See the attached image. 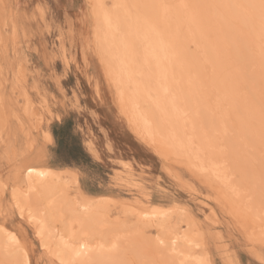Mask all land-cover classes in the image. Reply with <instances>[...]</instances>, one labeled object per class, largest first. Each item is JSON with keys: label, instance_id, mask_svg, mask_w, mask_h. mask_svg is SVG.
<instances>
[{"label": "rangeland", "instance_id": "1", "mask_svg": "<svg viewBox=\"0 0 264 264\" xmlns=\"http://www.w3.org/2000/svg\"><path fill=\"white\" fill-rule=\"evenodd\" d=\"M92 2L0 0V233L1 225L12 230L31 264H62L53 248L43 245L27 211L23 210V216L19 208L25 198L20 194L26 188V166L48 164L60 170L58 176L63 174L58 177L56 201L74 210L88 198L91 208L102 213L106 224L97 226L99 231L94 229L99 236L87 234L84 238L105 244V255H111L104 257L107 261L192 264L195 256L200 264H260L264 248L260 221L244 217L229 201L232 196L248 210L247 196H236L228 185L200 171L199 158L189 157L190 161L187 155L178 157L153 144L137 133L123 112L117 86L108 78L97 51V19L89 8ZM5 4L10 6L7 25ZM189 46V52L202 58L195 43ZM142 106L153 111L152 103L142 101ZM45 133L52 138L50 143ZM131 174L137 177V187ZM137 197L146 199L145 207L154 216L137 214L141 216L137 219ZM36 202H32L36 210L43 208L42 202ZM251 206L258 212V191ZM60 208L64 210L62 205ZM70 209H66L65 219L81 214L74 210L78 213L72 215ZM160 211H167L163 213L166 217L157 218L155 213ZM148 216L151 221L168 220V229L160 221L150 223ZM55 224L60 229L61 223ZM173 233H188L194 240L187 249L193 256L184 262L169 249L168 237ZM3 243L1 240L0 260L10 259L7 253L14 246ZM114 245L118 250L111 248Z\"/></svg>", "mask_w": 264, "mask_h": 264}, {"label": "snow or ice", "instance_id": "2", "mask_svg": "<svg viewBox=\"0 0 264 264\" xmlns=\"http://www.w3.org/2000/svg\"><path fill=\"white\" fill-rule=\"evenodd\" d=\"M9 7L4 5L6 25ZM89 8L103 16L112 40L118 39L123 51L121 78L114 81L118 90L125 77L129 87L141 86L138 46L144 59L150 56L158 65L164 62L162 76L170 84L165 88L162 117L183 105L184 115L191 118L190 131L184 128L169 146L178 157L196 154L213 160L230 190L247 196L249 213L255 212L253 194L259 192V210L253 219L260 221L264 244V0H116L110 4L95 0ZM191 42L203 53L194 63L187 56ZM97 51L112 79L113 61L119 56L102 50L99 41ZM51 139L45 133V140ZM113 250H118L115 245ZM0 264L20 261L4 259ZM106 264L129 262L113 259ZM260 264H264V248Z\"/></svg>", "mask_w": 264, "mask_h": 264}, {"label": "bare ground", "instance_id": "3", "mask_svg": "<svg viewBox=\"0 0 264 264\" xmlns=\"http://www.w3.org/2000/svg\"><path fill=\"white\" fill-rule=\"evenodd\" d=\"M89 1H91V2L93 1L92 3L95 2V0H89ZM103 2L106 3L107 1L103 0ZM113 2H116V0H113ZM170 2H177V0H170ZM93 16H94V18L96 16V19H97V21H96L97 22V24H96V27H97L96 38H97V42L99 41V43L101 45V49L102 50L110 49L111 53L117 54L119 56L118 59L113 61L114 76L112 79H110L117 86V83L114 81L121 78L122 61L124 60L123 51L120 48L119 40L118 39L116 41L112 40L111 32L108 29V26L105 23L103 16L97 15L96 13ZM189 39H191V38H189ZM191 43H195V42H191ZM138 49L141 53V62H142V66L140 68L141 75L138 77V79L142 81L141 86L139 88H136L135 86L129 87V85L126 82V77H125L124 78L125 82L122 84V86L120 87L119 90L117 87L118 98H119V102H120L119 105H121L123 112H125L128 115L129 120L133 124L137 133L139 132L144 137L149 138L150 141H152V142H153V140H155V143H158L159 147L161 146L165 152L167 151V152H170L172 154L177 155L176 150L173 149L172 147H170L169 145H172L173 143H175V141L173 139L174 137H178V136H181L183 134L184 128H187L188 130L191 129V123H190L191 118L186 117L184 115L185 108L183 105H178L177 109L175 111L169 110L162 117L161 109L165 105V98H166L165 88L168 87L170 84V81L165 80L162 76L161 69L163 67L164 62L161 61L160 64L158 65L157 61L154 60L153 58H151L150 56L147 59H144L143 48H140L138 46ZM190 53L191 52H188V54H187L189 62H193V63L196 62V58L199 55L197 57H195L196 55L194 54V52L191 54ZM107 58H109L108 55H106V59ZM103 65H104V63H103ZM108 78H109V76H108ZM121 92L123 93V99H121ZM142 101H147V103H152L153 104V111L145 110L142 106ZM186 121H189V122L185 123ZM128 123H130V122L128 121ZM147 140H145V141H147ZM187 157L189 159V156H186V158ZM190 158H194V160H195V158H199L200 164L198 166H199L200 171H202L203 173H206L210 177L221 182L223 185H228V182H227L226 178L224 177L222 171L216 167L215 162L213 160H211L210 158H206L202 155L198 156L196 154H193ZM196 161H198V160H196ZM192 163H194V162H192ZM29 169H31V171H29ZM67 171H66V173H69ZM59 172H60V170H57L53 166L48 165V164H45L44 166H39V167L26 166V168H25V179H24L26 188L24 189V191L22 190V194H20V195H23L25 197L24 198L25 201L23 203L22 200H24V199H22L21 204H19L20 205L19 208L21 209L22 215L24 216V212L27 211L25 213H27L26 215L28 216L29 220H32V222L35 223L37 235L40 237V239H42L43 245L45 247H47L48 249H51V247H52L53 249H51V251H52L53 255L58 260H60L62 262V264H92L95 262H96V264H98V263L106 264L107 260H105L104 257L107 258L108 256H111V255H108L109 253L105 255V244H103L101 242H97V241L95 243H92L90 240L86 239V238H88L87 234H90V236H91V234H93L95 237L99 234V233L98 234L96 233L97 234L96 235L95 232L99 231L100 228L98 229V227H101L105 223V220L103 219L102 213L97 212L91 208L92 204L88 198L82 197L83 202L80 203V205H79L80 208L74 209V210L79 211L81 214H84V215H81V214L77 215L78 212L76 213L73 209L71 210L70 209L71 207L67 208L69 206V204L67 205V203H66V205H63V201L59 202V200H57L58 201L57 202L56 197H57V195H59L58 192L60 190V188H58L59 178L61 179L62 175H63L62 174L61 177L58 176L57 174ZM66 173H65V175H67ZM73 178H75V177H73ZM70 180H69V182H70ZM130 180L132 182H134V184H133L134 186H136V187L138 186V180H137V177H135V175L131 174ZM140 187H142V186H140ZM135 189H137V188H135ZM67 190H68V188H67ZM67 190H66V192H67ZM79 194H81V192ZM13 195L15 196V198H18V196H19V194L15 193V191H14ZM60 196H62V195H60ZM79 196L81 197V195H79ZM65 197H66V195H65ZM238 197H242V195H240ZM21 198H23V197H21ZM61 199H62V197H61ZM67 199H68V197H66V200ZM91 199L94 200L93 198H91ZM64 200H65V198H64ZM95 200H96V198H95ZM145 200L142 197H137L134 200V208H135L134 212H136L135 213L136 215L139 214V215L145 217L149 214H151V215L154 214L152 211H150V210L148 211L149 208L145 207L146 206ZM33 201L39 202V203L36 202L37 205L38 204L42 205V203H43V206H42L43 208L36 210L37 207L35 208L32 206ZM229 201H231L234 205L236 204L239 207V209L243 212L242 214L244 215V217L250 218V219L253 217V215H250L248 210L243 208L234 199V197L231 196ZM40 202H42V203H40ZM77 202H78V200H77ZM61 205L64 207V210H63V208H60ZM72 207H74L73 204H72ZM65 208L68 210V212L70 209L72 212V215H73V211H74L77 216L76 217L72 216L73 219H71L69 217L70 220L65 219L64 216L68 213V212L65 213V211H66ZM248 208L249 207L247 206V209ZM23 210H25V211L23 212ZM44 210L45 211L47 210V213L44 212ZM107 212H108V210H107ZM164 212H167V211H163V213ZM63 213H64V215H62ZM70 213H69V215H70ZM158 213L160 215L159 214L156 215V213H155L156 217L161 216L163 214V213H161V211ZM163 215L165 216L166 214H163ZM141 216L137 215V219L140 218ZM152 216H154V215H152ZM162 216H161V218H162ZM147 218H145V219L147 220ZM148 219H150V217ZM164 219H166V218H164ZM153 220H156V219H153ZM150 221H151V219H150ZM152 221L150 223H152ZM159 221L161 222L162 219L161 220L158 219V221L156 220L157 223L154 221V224H156V225L160 224ZM55 222L61 223L60 229L59 228H58V230L55 229V227H56ZM165 223H169L168 220H167V222L166 221L161 222V224L164 225V226L162 225V227L168 229L167 226H169V225L166 224V226H165ZM192 223H193V221H192ZM75 225H78L77 230L75 229ZM95 227L98 230H96L94 232ZM1 229L3 231H1V233H0V243H1V240H2V242L4 240V243L6 242V245L8 244L11 247V244H12L14 246V248L9 251L12 253L10 255V257H11L10 260H19V258H20L23 260V262L25 264H31V260H30V256H29L28 252H26L25 251L26 249H24L21 246V244L18 241L15 233L12 230H10L9 228L2 226V225H1ZM183 232H185V231H183ZM85 236H86V238H84ZM94 236H93L92 241L95 238ZM13 237H15V240L19 242V247H17L16 243L13 241V239H12ZM168 238L171 239L170 240L171 246L169 247V249L171 251H176L177 252L176 254H178V256L180 255V258L183 260V262L186 261L188 258H190V256L191 257L193 256V253H189L187 250L188 248L193 246L192 243L194 241L193 238L190 237V235H188V233L184 234L183 236H180V234H174L173 233V235L172 234H171V236L169 235ZM100 239L102 240V238H100ZM117 244H118V242H117ZM107 246H108V244H107ZM111 246H112V244H111ZM111 248H113V247H111ZM0 252H2V251H0ZM17 252L22 253L21 256L17 255L18 254ZM0 255H2V254H0ZM176 257H177V255H176ZM109 258H111V257H109ZM177 258H179V257H177ZM192 259H193L191 261L192 264H200V260L197 257L194 256ZM108 260L110 261V260H112V258L108 259Z\"/></svg>", "mask_w": 264, "mask_h": 264}]
</instances>
